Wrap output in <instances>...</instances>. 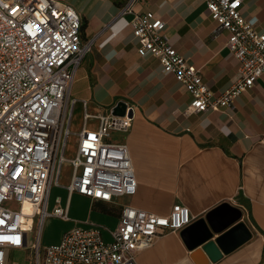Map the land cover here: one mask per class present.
<instances>
[{
	"label": "built area",
	"instance_id": "obj_1",
	"mask_svg": "<svg viewBox=\"0 0 264 264\" xmlns=\"http://www.w3.org/2000/svg\"><path fill=\"white\" fill-rule=\"evenodd\" d=\"M136 1L127 0L119 17L131 16L126 24L139 40L138 53L157 57L191 94L187 114L232 107L264 74V28L258 30L242 14L243 0H205L217 31L229 32L226 46L239 61L237 80L215 97L201 69L170 41L166 21L152 11L137 12ZM82 27L80 13L61 0H0V264H7L9 249H32L35 264H138L139 252L194 220L182 203L168 215L125 205L108 235L89 223L65 231L59 242L41 244L48 218L71 219L60 196L52 208L49 203L53 187L62 186L66 163L72 167L70 194L112 202L138 188L129 146L109 141L115 132H130L135 105L127 102L123 115L93 114L89 100L71 94L76 71L95 41L83 39ZM78 103L83 127L75 154L68 156ZM93 120L97 127L90 126Z\"/></svg>",
	"mask_w": 264,
	"mask_h": 264
},
{
	"label": "crops",
	"instance_id": "obj_2",
	"mask_svg": "<svg viewBox=\"0 0 264 264\" xmlns=\"http://www.w3.org/2000/svg\"><path fill=\"white\" fill-rule=\"evenodd\" d=\"M61 1L80 13L83 39L95 38L92 51L76 71L72 96L89 100L93 114L112 111L119 102L135 105L130 132H115L109 141L129 146L138 188L133 196L112 202L70 194L69 165L71 173L61 179V187H53L52 192L58 193L49 203L52 208L60 196L71 219L48 218L58 231L46 243L42 233L41 244L59 242L65 231L89 223L101 225L108 235L119 224L125 205L168 215L176 203H182L190 208L192 223L160 236L138 253V264L205 263V255L199 258L202 262L194 257L203 247L193 248L197 238L214 224L221 227L212 238L216 241L240 223L249 237L228 250L219 247L220 257L210 264H264V74L252 89L237 96L232 107L186 115L183 110L191 94L164 71L157 57L138 53L139 40L126 24L131 16L119 17L127 0ZM135 10L152 11L166 21L165 33L179 53L201 69L213 97L235 83L239 61L226 46L229 32L217 31L205 0H137ZM241 11L258 30L264 28V0H243ZM77 108L82 118L81 103ZM97 125L91 121V127ZM225 203L241 212L230 225L227 219L237 211L215 212ZM22 252H29L35 264L32 249H9L7 257Z\"/></svg>",
	"mask_w": 264,
	"mask_h": 264
},
{
	"label": "water",
	"instance_id": "obj_3",
	"mask_svg": "<svg viewBox=\"0 0 264 264\" xmlns=\"http://www.w3.org/2000/svg\"><path fill=\"white\" fill-rule=\"evenodd\" d=\"M126 103L124 102H119L115 107L112 108V113L113 114H117V115H123L125 114L126 111ZM226 208H230L233 211H237V214H233L232 218L229 217L227 220V224L230 225L232 224L234 221L238 220L241 216V212L239 209L237 208H232L229 204L225 203L223 205H221L217 211H215L216 213L220 212V211H224L226 210ZM215 212H212L211 214H214ZM236 213V212H233ZM211 214L208 215V217H211ZM236 215V216H235ZM228 217V216H227ZM226 226V225H223ZM211 229H206L198 238V242L196 243L194 247L203 244V247L201 249H197L195 251L194 257L197 258L200 261V256L201 255H205V257L208 259L207 262L202 264H210L211 260H216L220 257L221 255V250H228L229 248H231L232 246L238 244L239 242H241L242 240L246 239L247 237H249V232L246 228V226L242 223L236 225L233 229H231L229 232L225 233L224 235H222L221 237H218V239H216V241L212 240L213 236L215 233H218L221 231V227L218 225H211ZM220 247V248H219Z\"/></svg>",
	"mask_w": 264,
	"mask_h": 264
},
{
	"label": "rangeland",
	"instance_id": "obj_4",
	"mask_svg": "<svg viewBox=\"0 0 264 264\" xmlns=\"http://www.w3.org/2000/svg\"><path fill=\"white\" fill-rule=\"evenodd\" d=\"M109 111L110 110H107V112ZM183 113L189 115L186 113V107L184 108ZM81 127H82L81 114L78 112V108H76L75 116L73 120V126H72L74 134L71 135V138L69 140L68 152H67L68 156H73L75 153L76 136L79 130L81 129ZM70 173H71V169L69 168V163H66L63 168V176H62L63 181L66 180L67 175ZM54 193L57 194L58 193L57 190L51 192V197ZM14 206L17 207L16 205ZM57 231H58V226L56 224H50L49 221L46 220L43 229V237H42L43 243H46V241H48L49 239L54 238ZM15 261H18L20 264H32V260L29 252L15 253L9 255L7 264H14Z\"/></svg>",
	"mask_w": 264,
	"mask_h": 264
},
{
	"label": "bare ground",
	"instance_id": "obj_5",
	"mask_svg": "<svg viewBox=\"0 0 264 264\" xmlns=\"http://www.w3.org/2000/svg\"><path fill=\"white\" fill-rule=\"evenodd\" d=\"M31 210V206L29 204H25V212L29 213Z\"/></svg>",
	"mask_w": 264,
	"mask_h": 264
}]
</instances>
